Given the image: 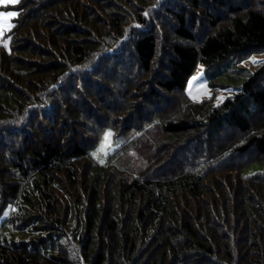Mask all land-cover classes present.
Returning a JSON list of instances; mask_svg holds the SVG:
<instances>
[{"label":"trees","instance_id":"16d2710c","mask_svg":"<svg viewBox=\"0 0 264 264\" xmlns=\"http://www.w3.org/2000/svg\"><path fill=\"white\" fill-rule=\"evenodd\" d=\"M148 1L20 0L0 45V264H264V63L218 105L185 92L264 0ZM107 129L123 147L101 163Z\"/></svg>","mask_w":264,"mask_h":264},{"label":"rangeland","instance_id":"374dc122","mask_svg":"<svg viewBox=\"0 0 264 264\" xmlns=\"http://www.w3.org/2000/svg\"><path fill=\"white\" fill-rule=\"evenodd\" d=\"M165 1L149 0L148 5L150 6L156 2L159 5ZM19 2L20 0H0V45L6 49H9V38L5 37V34L11 28L12 21L17 16ZM147 12L148 10H145V14ZM10 13L11 15H9ZM247 25L251 38L247 40L237 35L234 36L235 49H225L216 40H213L203 48L205 52L217 53L222 61L209 67L202 63L197 65L185 87L186 94L193 101H208L210 106L220 104L227 97L238 92L244 76L253 73L264 63V16L250 12L247 18ZM108 51L112 53L111 50ZM126 103L129 104V99ZM109 133L110 135H108ZM112 139L111 129L105 130L99 142L91 151L97 161L105 163L106 159L116 153L117 150L122 152V142L115 143ZM258 167V164H253L247 167L245 172H252ZM8 215L9 208H5L0 214V236L5 233V221Z\"/></svg>","mask_w":264,"mask_h":264},{"label":"snow or ice","instance_id":"6c2138e0","mask_svg":"<svg viewBox=\"0 0 264 264\" xmlns=\"http://www.w3.org/2000/svg\"><path fill=\"white\" fill-rule=\"evenodd\" d=\"M9 15H11V13ZM253 63H255V61H253ZM108 135H110V133Z\"/></svg>","mask_w":264,"mask_h":264}]
</instances>
